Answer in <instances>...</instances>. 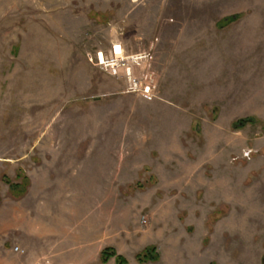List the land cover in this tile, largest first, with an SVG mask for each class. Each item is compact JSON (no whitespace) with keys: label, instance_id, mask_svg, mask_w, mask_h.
Listing matches in <instances>:
<instances>
[{"label":"rangeland","instance_id":"rangeland-1","mask_svg":"<svg viewBox=\"0 0 264 264\" xmlns=\"http://www.w3.org/2000/svg\"><path fill=\"white\" fill-rule=\"evenodd\" d=\"M105 247L264 264V0H0V264Z\"/></svg>","mask_w":264,"mask_h":264},{"label":"trees","instance_id":"trees-1","mask_svg":"<svg viewBox=\"0 0 264 264\" xmlns=\"http://www.w3.org/2000/svg\"><path fill=\"white\" fill-rule=\"evenodd\" d=\"M238 15H232L229 17H226L222 20L223 23H229L231 22L233 19H236ZM238 18V17H237ZM259 119L252 116V117H245V118H241L239 119L237 122H239L240 124L238 125V127H236V125L233 123L235 128H239L241 126H245L246 124H250L253 122H258ZM194 126L196 129H199V123L195 122ZM24 181L23 183L20 184H9V188L11 190V192L17 196L22 195L26 188H27V184H28V178L24 177ZM114 259L115 264H127V260L124 256H122L121 254L117 253V251L113 248V247H105L104 249H102L101 253H100V262L105 264L107 263L110 259ZM135 259L137 262L139 263H146V262H153V261H157L159 259V253L157 252V249L154 245H149L146 246L141 252H138L135 255Z\"/></svg>","mask_w":264,"mask_h":264},{"label":"built area","instance_id":"built-area-1","mask_svg":"<svg viewBox=\"0 0 264 264\" xmlns=\"http://www.w3.org/2000/svg\"><path fill=\"white\" fill-rule=\"evenodd\" d=\"M101 52H99L98 54H97V60H98V64L99 65H104L106 62H109V65L108 66H110V68H112L113 69V71H118V70H120L122 67L124 68L125 67V59H123L122 57H119V58H113L111 61L110 60H106L105 59V57H104V62H101V60H100V58H99V54H100ZM104 56V55H103ZM141 84V82L139 81H137V79L136 78H134L133 79V86H134V88H137L139 85ZM141 87V86H140ZM144 220V219H143ZM13 250L14 251H18L19 250V247L18 246H15L14 248H13Z\"/></svg>","mask_w":264,"mask_h":264},{"label":"crops","instance_id":"crops-1","mask_svg":"<svg viewBox=\"0 0 264 264\" xmlns=\"http://www.w3.org/2000/svg\"><path fill=\"white\" fill-rule=\"evenodd\" d=\"M187 179L191 180V178H188V177H187ZM217 187H218V186H217ZM218 188H219V187H218ZM218 188H217V191L219 190Z\"/></svg>","mask_w":264,"mask_h":264}]
</instances>
